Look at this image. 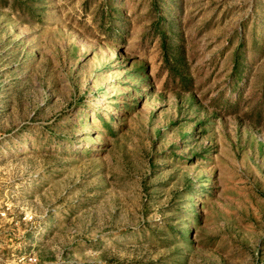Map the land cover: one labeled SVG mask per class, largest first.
<instances>
[{
	"label": "rangeland",
	"instance_id": "374dc122",
	"mask_svg": "<svg viewBox=\"0 0 264 264\" xmlns=\"http://www.w3.org/2000/svg\"><path fill=\"white\" fill-rule=\"evenodd\" d=\"M0 264H264V0H0Z\"/></svg>",
	"mask_w": 264,
	"mask_h": 264
}]
</instances>
